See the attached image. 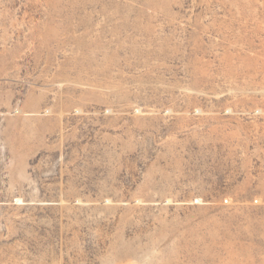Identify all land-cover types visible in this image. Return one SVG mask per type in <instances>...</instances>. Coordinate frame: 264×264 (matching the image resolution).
I'll return each instance as SVG.
<instances>
[{
    "label": "rangeland",
    "instance_id": "rangeland-1",
    "mask_svg": "<svg viewBox=\"0 0 264 264\" xmlns=\"http://www.w3.org/2000/svg\"><path fill=\"white\" fill-rule=\"evenodd\" d=\"M0 264H264V0H0Z\"/></svg>",
    "mask_w": 264,
    "mask_h": 264
}]
</instances>
